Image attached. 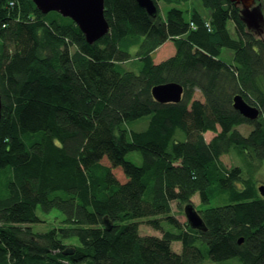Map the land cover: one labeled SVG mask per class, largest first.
<instances>
[{"label": "trees", "instance_id": "obj_1", "mask_svg": "<svg viewBox=\"0 0 264 264\" xmlns=\"http://www.w3.org/2000/svg\"><path fill=\"white\" fill-rule=\"evenodd\" d=\"M158 1L152 16L136 0H104L109 32L88 43L69 17L0 0V264H202L204 252L264 264V194L252 176L264 161V32L247 30L229 0H201L209 15L188 18L177 7L160 17ZM168 40L175 53L155 63ZM135 46L137 73L121 67ZM224 47L231 64L216 59ZM164 82L181 84L179 102L154 100ZM237 94L257 119L233 108ZM142 116L146 129H127ZM230 151L247 175L223 165ZM196 193L206 231L170 214ZM37 208L60 211L61 225L34 231ZM141 218L161 235H141Z\"/></svg>", "mask_w": 264, "mask_h": 264}, {"label": "water", "instance_id": "obj_2", "mask_svg": "<svg viewBox=\"0 0 264 264\" xmlns=\"http://www.w3.org/2000/svg\"><path fill=\"white\" fill-rule=\"evenodd\" d=\"M36 8L46 14L56 11L64 17L72 19L88 43H93L109 32V23L104 14V0H32ZM139 6L152 16L156 15V6L153 0H136ZM240 6V19L246 29L260 35L264 32V9L260 0H229ZM183 87L177 82H164L151 87L154 100L160 103H177L181 100ZM233 108L249 120H255L260 115L257 107L249 104L239 94L233 97ZM0 97V119H1ZM261 194H264V186H259ZM183 212L187 223L193 229L206 231L207 227L191 202L183 206ZM107 230L111 228V221L105 216L103 219ZM242 237L238 240L241 243ZM64 254L72 253L71 248L63 250Z\"/></svg>", "mask_w": 264, "mask_h": 264}, {"label": "rangeland", "instance_id": "obj_3", "mask_svg": "<svg viewBox=\"0 0 264 264\" xmlns=\"http://www.w3.org/2000/svg\"><path fill=\"white\" fill-rule=\"evenodd\" d=\"M264 1V0H263ZM171 7H177L181 9L184 12V15L186 18L189 17V12L193 9H196L199 11L203 16H208L210 13V10L206 7L203 6L201 0H187V1H182V2H173V3H168L165 1H158V13L160 17H164L166 14V11L171 8ZM229 28L231 30V35L235 36L232 30L231 22L229 21ZM137 47H132L130 49V59L127 61H123L121 63V67L124 70H130L135 73L139 71L140 63L137 60V57L135 56ZM174 45L172 41L168 40L166 41L163 45L158 47L156 51L153 53V61L155 63H158L170 56H172L175 52ZM217 60L222 61L225 64H231L233 63V51L229 48H222L219 58H216ZM194 98L202 100V95L199 92V90H196L194 92ZM149 123V116H142L140 118L128 121L126 123V127L128 130H135V131H141L147 128ZM238 131H240L243 135H247L251 129L252 126L250 124H240L236 126ZM219 129V127H218ZM215 135L214 132L207 131L204 133V137L206 141H209L213 136ZM125 159L132 161L136 165H141L142 163V157L140 152L138 151H129L125 155ZM220 160L225 165L227 168L233 166V165H240L243 167V173L244 175H247V169L244 165V163L240 160V158L235 154L234 151H230L228 153H225L220 156ZM253 163H256L255 161ZM252 176L255 179V182L258 186H264V161L261 164H258L257 167L252 170ZM4 181L0 179V184H2ZM196 210L202 208L200 205V198L199 194L196 193L193 195L190 199V201ZM186 203L179 204L177 201H172L171 202V215L174 216V218L177 220V222L182 225L184 222H186V217L183 212V206ZM216 205V203H209V206ZM208 206V205H207ZM36 214L39 217L40 221L33 223L32 227L34 231H46L52 227H56L61 225L60 220L63 217V214L58 211V210H53L49 213H43L39 208L36 209ZM146 218H141L138 219L139 221L143 220L140 224V234L145 235V234H153V235H161L160 230H156L152 228L150 225H148L145 222ZM164 228H168L167 224H164ZM66 243H69V241H66ZM171 247L175 251H179L181 249L180 242L174 241L171 244ZM202 264H239V261L237 258H232L228 259L225 261H213L209 258L206 252H204V259Z\"/></svg>", "mask_w": 264, "mask_h": 264}, {"label": "crops", "instance_id": "obj_4", "mask_svg": "<svg viewBox=\"0 0 264 264\" xmlns=\"http://www.w3.org/2000/svg\"><path fill=\"white\" fill-rule=\"evenodd\" d=\"M231 26H232V30H233V33H234V25H233L232 22H231ZM228 29H229V31L231 32V30H230V28H229V23H228ZM163 44H164V43H163ZM163 44H162V45H163ZM159 47H160V46H159ZM155 51H156V50H155ZM155 51H154V52H155ZM154 52H153V53H154ZM174 52H175V51H174ZM205 133H206V132H205Z\"/></svg>", "mask_w": 264, "mask_h": 264}, {"label": "built area", "instance_id": "obj_5", "mask_svg": "<svg viewBox=\"0 0 264 264\" xmlns=\"http://www.w3.org/2000/svg\"><path fill=\"white\" fill-rule=\"evenodd\" d=\"M190 26H191V27L194 26L192 22L190 23ZM206 26L209 27V24L207 23Z\"/></svg>", "mask_w": 264, "mask_h": 264}]
</instances>
